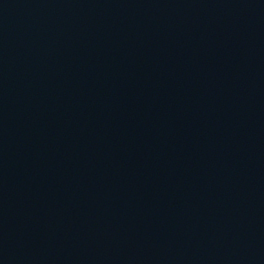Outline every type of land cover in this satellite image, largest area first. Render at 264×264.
Segmentation results:
<instances>
[{
    "label": "water",
    "instance_id": "1",
    "mask_svg": "<svg viewBox=\"0 0 264 264\" xmlns=\"http://www.w3.org/2000/svg\"><path fill=\"white\" fill-rule=\"evenodd\" d=\"M0 264H264V0H0Z\"/></svg>",
    "mask_w": 264,
    "mask_h": 264
}]
</instances>
